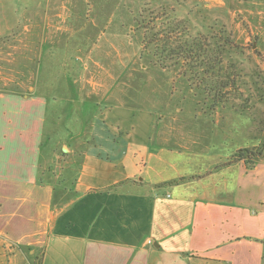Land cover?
<instances>
[{
  "label": "rangeland",
  "instance_id": "obj_1",
  "mask_svg": "<svg viewBox=\"0 0 264 264\" xmlns=\"http://www.w3.org/2000/svg\"><path fill=\"white\" fill-rule=\"evenodd\" d=\"M181 21L177 41L221 51L215 72L155 55ZM232 76L235 89L220 88ZM0 77L1 90L47 97L45 160L92 138L132 142L138 158L153 145L231 154L249 122L264 138V0H0Z\"/></svg>",
  "mask_w": 264,
  "mask_h": 264
},
{
  "label": "crops",
  "instance_id": "obj_2",
  "mask_svg": "<svg viewBox=\"0 0 264 264\" xmlns=\"http://www.w3.org/2000/svg\"><path fill=\"white\" fill-rule=\"evenodd\" d=\"M48 104L0 89V264H264V147L253 168L222 166L263 143L252 122L216 157L92 138L45 160Z\"/></svg>",
  "mask_w": 264,
  "mask_h": 264
},
{
  "label": "trees",
  "instance_id": "obj_3",
  "mask_svg": "<svg viewBox=\"0 0 264 264\" xmlns=\"http://www.w3.org/2000/svg\"><path fill=\"white\" fill-rule=\"evenodd\" d=\"M183 25L184 22L182 21L169 25V29L172 31L171 33H169L168 37L171 38L173 42L169 41L168 43H163L162 45L159 44L158 46H156L155 55L160 57L162 56L163 52H167L169 57H171L172 59H184V61L188 62L187 68L190 71L195 68V65L191 64V61H196L200 67L204 66L205 73H210L211 71L215 72L217 67H221L219 65L221 64V58L220 56H218V54H221V51L217 50L218 52H215V54H208V51H212V49L209 48V44L205 43V39L203 38L204 40H201L192 38L191 35L185 36L182 41H177L176 30L178 29V26ZM155 34L156 33L153 32L150 34H148V32L144 34V51L148 50V46L151 43L150 39L154 37ZM158 40L164 41V39L161 38H158ZM220 81V88L224 89L226 87H230L235 89V79L233 78V76L229 77V82L225 80ZM217 83L218 81L214 82V84ZM263 146L264 143L262 145V148ZM262 148L258 151H254L250 148L239 149L232 155V157L228 161L224 162L222 166L230 165L232 163L244 160L248 168H253L255 166L256 160H258L262 156Z\"/></svg>",
  "mask_w": 264,
  "mask_h": 264
},
{
  "label": "water",
  "instance_id": "obj_4",
  "mask_svg": "<svg viewBox=\"0 0 264 264\" xmlns=\"http://www.w3.org/2000/svg\"><path fill=\"white\" fill-rule=\"evenodd\" d=\"M59 161H61V159H59ZM57 170H59V168Z\"/></svg>",
  "mask_w": 264,
  "mask_h": 264
}]
</instances>
